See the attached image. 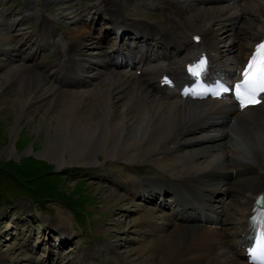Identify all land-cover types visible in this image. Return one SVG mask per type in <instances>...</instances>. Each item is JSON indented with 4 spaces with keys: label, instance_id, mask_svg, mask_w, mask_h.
<instances>
[{
    "label": "bare ground",
    "instance_id": "6f19581e",
    "mask_svg": "<svg viewBox=\"0 0 264 264\" xmlns=\"http://www.w3.org/2000/svg\"><path fill=\"white\" fill-rule=\"evenodd\" d=\"M77 1L58 3L64 7L61 18L72 19L69 28L38 11L28 33L21 29L23 20L10 16L0 25L8 31L0 43L14 38L22 48L3 49L13 58L0 61V93L16 92V104L25 113L34 105L40 104V112L48 106L61 142L55 153L60 168L67 162L93 166L103 161L116 167L121 176L117 182L105 179L111 190L105 201L122 212L133 201L132 210L140 215L137 225L124 230L127 217L118 214L116 233L128 236L136 228L134 233L147 231L152 238L135 251L136 264L246 261L253 203L264 192V103L241 112L232 100L183 101L180 91L190 85L185 65L203 54L198 76L205 81L240 77L264 39V0H144L145 8L134 0H95L85 10L74 5ZM44 2L45 7L52 3ZM28 3L31 7L32 0ZM199 5L204 8L197 10ZM73 6H79L75 13ZM84 12L91 18L86 20ZM150 16L163 24L149 21ZM98 26L102 34L96 37ZM48 34L51 41L44 40ZM58 34L67 40L65 48L51 44ZM111 36L119 44L103 53ZM34 40L44 44L18 58ZM46 52L53 54L51 66L39 61ZM139 162L156 187L128 174ZM128 184L132 195L120 196ZM169 195L174 211L168 215ZM136 198L145 203L136 204ZM160 202V210L148 208ZM130 253L116 257L133 264ZM3 258L0 253V262L11 264Z\"/></svg>",
    "mask_w": 264,
    "mask_h": 264
},
{
    "label": "rangeland",
    "instance_id": "374dc122",
    "mask_svg": "<svg viewBox=\"0 0 264 264\" xmlns=\"http://www.w3.org/2000/svg\"><path fill=\"white\" fill-rule=\"evenodd\" d=\"M50 1L51 5L45 7L44 0H32V6L29 7L27 0H0V25L6 24V18L10 16L12 21L23 20L21 29L28 33L34 24L33 15L38 11L67 28L72 19L61 18L63 10L60 9L64 7L58 5L59 0ZM126 1L120 0L122 3ZM134 1L141 7L148 6L144 0ZM77 3L85 10L94 6L96 1L79 0L74 5ZM73 7L70 12L75 13L79 6ZM197 8L202 10L204 6L199 5ZM149 13L160 15L154 10ZM82 16L86 20L91 18L89 12H84ZM149 21L163 24L162 19L154 16H150ZM13 31L11 33L10 30V35L14 37L16 34ZM7 33V30L0 27V37ZM232 33L235 34L236 29H232ZM101 34L100 26L96 27L94 35L99 37ZM49 35L44 36V40L51 41L53 38ZM114 38L116 36L110 37L112 42H107L103 53H107L116 44ZM55 39L57 42L52 45L59 43L65 48L67 40L62 35H56ZM35 41L32 42L33 47L25 49V54L18 58H27L35 50ZM37 44L42 45L44 42L39 40ZM225 44L219 46H228V43ZM243 44L240 42L239 47H243ZM8 48L22 49L14 38L11 42L0 43V61L13 58L4 53L3 49ZM52 60L53 54L46 52L39 61L51 66ZM15 93L10 89L0 93V253L4 254L3 259L11 264H123V259L119 260L116 255L125 257L127 254L124 253L132 252L129 260L137 261L135 251L152 238L147 231L134 233V230H139L136 228L128 236H118L116 233L121 228L116 217L118 214L127 217L125 220H128V224L123 226L124 230L137 225L140 219V215L133 211V201L123 212L117 208L112 209L113 206L105 201L111 191L105 179L117 182L121 176L116 167L111 163L106 166L105 161L93 166L69 165L66 155L63 163H67L60 168L61 164L55 157L61 142L54 135V120L45 110L48 106L40 112V104L34 105L25 113L16 104L18 96ZM137 166L140 168L130 170L128 174L144 181V185L150 183L156 187V183L149 178L151 174L145 168L147 172L141 169L142 163L139 162ZM128 190H133V186L126 185L120 196L132 195ZM135 200L136 204L142 202L139 198ZM166 201L169 205L164 213L173 214L174 209H169L172 208V196H167ZM235 202L238 204L239 198ZM157 204L153 203L148 208L158 211L162 202Z\"/></svg>",
    "mask_w": 264,
    "mask_h": 264
},
{
    "label": "snow or ice",
    "instance_id": "6c2138e0",
    "mask_svg": "<svg viewBox=\"0 0 264 264\" xmlns=\"http://www.w3.org/2000/svg\"><path fill=\"white\" fill-rule=\"evenodd\" d=\"M204 64L205 61L201 60L196 67L202 70ZM189 71L193 70L189 69ZM194 74L199 75V72ZM231 87L235 89V95L241 107L258 103L255 99L257 93H264V43L254 49V54L242 73V81ZM230 90V87L222 86L221 88L223 92ZM216 95H220V91H217ZM250 222L255 232V244L249 249L250 259L253 264H264V209H254Z\"/></svg>",
    "mask_w": 264,
    "mask_h": 264
},
{
    "label": "water",
    "instance_id": "95a60500",
    "mask_svg": "<svg viewBox=\"0 0 264 264\" xmlns=\"http://www.w3.org/2000/svg\"><path fill=\"white\" fill-rule=\"evenodd\" d=\"M264 196V195H263ZM261 198V196L258 197V200Z\"/></svg>",
    "mask_w": 264,
    "mask_h": 264
}]
</instances>
